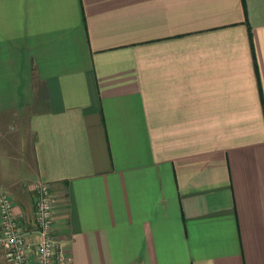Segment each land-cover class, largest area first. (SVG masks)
<instances>
[{
	"label": "crops",
	"instance_id": "1",
	"mask_svg": "<svg viewBox=\"0 0 264 264\" xmlns=\"http://www.w3.org/2000/svg\"><path fill=\"white\" fill-rule=\"evenodd\" d=\"M35 181L66 264H264V0H0V192L32 239Z\"/></svg>",
	"mask_w": 264,
	"mask_h": 264
},
{
	"label": "built area",
	"instance_id": "2",
	"mask_svg": "<svg viewBox=\"0 0 264 264\" xmlns=\"http://www.w3.org/2000/svg\"><path fill=\"white\" fill-rule=\"evenodd\" d=\"M33 192V231L28 238L21 216L14 210L10 195L0 192V251L2 264H66L68 256L53 236L52 196L45 181H35ZM1 264V263H0Z\"/></svg>",
	"mask_w": 264,
	"mask_h": 264
},
{
	"label": "rangeland",
	"instance_id": "3",
	"mask_svg": "<svg viewBox=\"0 0 264 264\" xmlns=\"http://www.w3.org/2000/svg\"><path fill=\"white\" fill-rule=\"evenodd\" d=\"M20 164V163H19ZM19 164H17V163H12L11 164V166L14 168V170L16 171V168H17V166L19 165ZM23 164V163H22ZM23 185H26V183L25 182H21Z\"/></svg>",
	"mask_w": 264,
	"mask_h": 264
}]
</instances>
